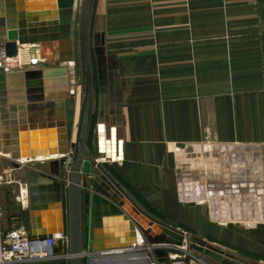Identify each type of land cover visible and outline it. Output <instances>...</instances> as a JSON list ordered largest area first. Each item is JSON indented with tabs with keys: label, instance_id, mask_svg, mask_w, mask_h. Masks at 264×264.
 I'll return each mask as SVG.
<instances>
[{
	"label": "crops",
	"instance_id": "0c3cea01",
	"mask_svg": "<svg viewBox=\"0 0 264 264\" xmlns=\"http://www.w3.org/2000/svg\"><path fill=\"white\" fill-rule=\"evenodd\" d=\"M112 1L95 0L90 26L94 34L104 35L105 54L115 56L117 62L122 157L119 161L104 159L102 167L123 194V215H112L108 209L105 214L100 206L95 210L98 216L93 217L99 220V227L93 221L90 228L86 191L81 190L82 251L92 242L98 248L126 243L133 235L131 215L149 229V219L136 213L134 204L153 221L178 230L188 239L199 238L250 264H264V0H125L123 7ZM114 18H123L125 34L146 32L151 38L140 44L139 48L150 50L142 54L140 62L149 68L154 66V70L149 69L141 82L127 85L123 81L121 67L123 62L131 64L132 53L108 51L115 43L116 31L111 26ZM78 24L76 14L75 55ZM69 53L64 41L40 43L36 46L37 65L16 70L6 80L7 120L0 119V154L11 160V152L29 155L28 159H18L23 163L15 171L17 179L26 181V172L32 170L48 174V165L36 166L42 159L32 158L31 152L58 153L66 149L65 105L57 98L66 89L61 83L63 77L55 72L64 66L61 59ZM43 62L48 68H41ZM36 68L44 72V95L55 97L53 101H25L23 73ZM70 69L72 65L66 77L67 91L74 82ZM76 87L72 143L84 103L78 78ZM98 89L96 73L91 109L96 122ZM71 90L75 88L71 86ZM51 125L53 134L32 135L33 128L47 131ZM82 136L85 147L92 149V141ZM180 188L184 189L182 198ZM200 193L202 197L198 198ZM254 202L259 219L223 220L224 205L229 209L239 205L234 207L241 215V205L250 204L252 210ZM65 205L63 222L60 211L49 207L30 212L26 202L21 205L15 201L10 215L28 233L32 227L36 233L58 222L61 228L62 223L68 238L67 191ZM150 229L152 237L160 236L156 224ZM146 246L142 240L130 248L103 250L94 258H82L81 264H157L152 251H145ZM65 249L68 253L69 245ZM18 264H69V259L52 255ZM188 264L217 263L192 253Z\"/></svg>",
	"mask_w": 264,
	"mask_h": 264
},
{
	"label": "water",
	"instance_id": "95a60500",
	"mask_svg": "<svg viewBox=\"0 0 264 264\" xmlns=\"http://www.w3.org/2000/svg\"><path fill=\"white\" fill-rule=\"evenodd\" d=\"M93 0H81L78 24V49L79 62L83 77L84 103L81 108L78 130L75 142L72 143L73 127L75 121V95L71 90L73 84L68 85L67 76L68 68L75 63L74 54V28L77 14L76 0H0V44L4 46L7 57L18 55L20 47H26L30 58L36 57V46L44 42H61L64 41L70 49L69 56L61 59L64 63L61 69L55 73L60 74L63 78L62 85L66 89L58 99L64 100L65 118L64 133L66 149L59 150L58 153L31 152L32 158L40 157L36 166L46 163L49 168L48 174L36 171L26 172V184L28 191V208L30 212L51 208L57 213L62 214V222L65 217V196L67 191L68 211H69V237L64 235V226L58 222L54 226H46L41 231L29 233L28 239L39 241L42 244L47 239L55 238L56 245L48 248L53 255L63 256L69 259V264H81L82 258H94L103 250L126 249L130 248L132 243L146 242L145 251H152L156 258L157 264H169L168 252L172 249L187 247L189 251L204 256L217 264H234L232 255L225 250L216 248L199 238L188 239L186 235L169 226L160 224L150 219L146 214L141 212L134 204L133 210L149 219V229L144 228L131 215L130 231L133 233L132 238L124 244L109 243L105 247H96L95 242L88 247L85 252L82 251L81 239V190H85L84 195L87 213L90 216V228L93 227V221L96 227H99V220L94 219L98 216L99 207L102 206L104 213L107 209L112 215H123L122 203L120 198L123 196L119 187L113 179L104 171L102 162L104 159L110 161L121 160L122 137L120 130L121 114V97L118 83L117 62L115 56H107L104 48V35L96 33L93 35V53L96 62V73L99 86L98 97V119L94 126L92 139V149H87L80 139L81 127L83 124L84 110H86V124L89 125L92 109L93 98V75L89 60V27L92 12ZM41 68H48V63L43 62ZM41 68L28 70L23 73L26 87V99L28 104L41 103L43 101H53L54 98L44 95L43 71ZM50 72H46L48 74ZM11 73H5L0 69V119L6 121L4 107L7 104L5 99V83L7 78H11ZM31 108V106H29ZM10 111H14L11 108ZM8 123V124H7ZM12 122H3L9 125ZM54 125L49 126L48 130L42 127L33 128L32 135L43 136L49 132L53 134ZM38 131V132H37ZM23 133V132H22ZM24 135V134H22ZM15 137V136H13ZM9 138V137H6ZM44 140V139H41ZM87 141V140H86ZM85 141V142H86ZM24 142L21 140V143ZM15 144V140L13 142ZM205 150H207L205 148ZM59 158L51 159L49 156ZM11 157L15 161L20 158L28 159V154H17L11 152ZM86 157V159H83ZM16 168L18 164H14ZM184 189L180 188L182 198ZM202 193L198 194V198ZM255 201V199H254ZM250 204H243L240 212L233 204L230 209L225 207L222 210L223 220L242 219L246 220L253 217L259 219L260 215ZM193 205V204H190ZM228 206V204H227ZM125 219H128L125 216ZM156 224L161 234L152 237L150 227ZM40 229V226H39ZM138 230L139 234H136ZM69 245V252H66V246ZM153 245H158L157 247ZM236 264H250L245 260H238Z\"/></svg>",
	"mask_w": 264,
	"mask_h": 264
},
{
	"label": "built area",
	"instance_id": "2783aa9c",
	"mask_svg": "<svg viewBox=\"0 0 264 264\" xmlns=\"http://www.w3.org/2000/svg\"><path fill=\"white\" fill-rule=\"evenodd\" d=\"M28 52V51H27ZM29 53V52H28ZM29 55V54H28ZM38 58H29L27 62H22L18 55L15 57H7L5 49L0 44V69L5 73H11L16 70L36 66ZM4 157V156H3ZM23 163V162H22ZM21 161H16L20 168ZM15 167V171L18 169ZM14 169V168H13ZM12 174L9 167H4L0 156V188L7 182V178ZM15 201L21 205L28 203V191L26 181L15 177ZM3 213L0 209V264H18L26 261H38L50 258L53 254L48 248H53L56 245V239H47L44 244L39 241L28 239V230L26 227L17 222L15 216L11 217V224L8 229L2 223ZM176 253L168 252L169 264H188V259L191 257V252L187 247L175 249Z\"/></svg>",
	"mask_w": 264,
	"mask_h": 264
},
{
	"label": "rangeland",
	"instance_id": "374dc122",
	"mask_svg": "<svg viewBox=\"0 0 264 264\" xmlns=\"http://www.w3.org/2000/svg\"><path fill=\"white\" fill-rule=\"evenodd\" d=\"M128 1V0H126ZM125 0H113L112 4H118L121 5V7H123V3L126 2ZM131 1V0H130ZM132 1H139V0H132ZM95 5V0H93V6ZM77 15L79 16V11L81 8V0H78L77 2ZM93 8L92 7V12L93 13ZM93 16H91L92 18ZM114 21L111 22V26L112 29L115 32L114 34V39H115V43L114 45L112 44L111 46L108 47V51L109 52H116V53H124V52H128V53H132V62L131 64L128 63H124L122 64L121 67V72H122V77H123V81L125 84H129L132 81H140V79L145 78V75L148 73L149 69L154 70V66L152 67H147L145 65H143L140 60L143 58L146 52H149L150 50L148 49H142L139 48L140 44L142 42H148L151 40V38H148L150 36H147L148 34L146 32L140 34V33H136V34H132L131 36L125 34V30H124V24H123V18H114ZM91 21V19H90ZM91 23V22H90ZM93 32H92V28L91 26L89 27V60H90V64H91V71H92V75L96 76V62H95V56L93 53ZM110 40V37L108 38ZM126 40V42H125ZM130 45H132L133 47H130ZM113 46L115 47V49L113 48ZM122 57V61L124 59L123 56ZM94 76V77H95ZM93 77V78H94ZM79 79V82H81V85L84 88L83 85V81H82V70H81V66H80V62H79V49H78V44H77V55H75V64L73 65V89L74 90V95L77 97V87H76V79ZM96 120H92L91 123V131L94 129ZM92 137V136H91ZM92 139V138H91ZM92 143V142H91ZM1 156V161L3 163V166L9 167L12 170V174L10 175L9 178H7V184H5L4 186H2L0 188V209L3 213V219H2V223L9 226L11 224V215L12 212H14L15 209V161L11 160L10 157L4 156L2 153L0 154ZM4 156V157H3ZM22 163V161H21ZM14 168V169H13ZM11 209H13V211H11ZM188 249V248H187ZM189 250V249H188ZM191 254L193 253L192 251H190ZM176 253L175 249L171 250V254ZM226 253L232 255V257L234 258V264L237 263L238 260H241L240 257H238L236 254L232 253V252H227Z\"/></svg>",
	"mask_w": 264,
	"mask_h": 264
},
{
	"label": "flooded vegetation",
	"instance_id": "af4514ba",
	"mask_svg": "<svg viewBox=\"0 0 264 264\" xmlns=\"http://www.w3.org/2000/svg\"><path fill=\"white\" fill-rule=\"evenodd\" d=\"M86 110H87V104H86V107H85V110H84V115H83V123H84V120L86 122V119H87V115H86ZM93 119V116L92 114L90 115V122L91 120ZM89 122V125L87 126L86 124V128L85 130L83 131V124H82V127H81V132H80V139H81V136H82V133H83V140H87V141H90V139L92 138L91 136L93 135V130L91 131V124Z\"/></svg>",
	"mask_w": 264,
	"mask_h": 264
},
{
	"label": "bare ground",
	"instance_id": "6f19581e",
	"mask_svg": "<svg viewBox=\"0 0 264 264\" xmlns=\"http://www.w3.org/2000/svg\"><path fill=\"white\" fill-rule=\"evenodd\" d=\"M27 49L26 47H20L18 50V58L22 61V62H27L29 60V55L27 53ZM71 73L73 72V69H70Z\"/></svg>",
	"mask_w": 264,
	"mask_h": 264
},
{
	"label": "trees",
	"instance_id": "16d2710c",
	"mask_svg": "<svg viewBox=\"0 0 264 264\" xmlns=\"http://www.w3.org/2000/svg\"><path fill=\"white\" fill-rule=\"evenodd\" d=\"M92 121V120H91Z\"/></svg>",
	"mask_w": 264,
	"mask_h": 264
}]
</instances>
